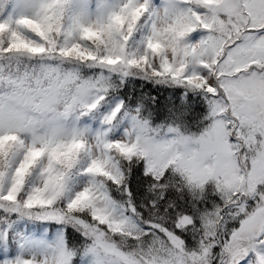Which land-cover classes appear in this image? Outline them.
I'll return each mask as SVG.
<instances>
[{
	"label": "snow or ice",
	"instance_id": "6c2138e0",
	"mask_svg": "<svg viewBox=\"0 0 264 264\" xmlns=\"http://www.w3.org/2000/svg\"><path fill=\"white\" fill-rule=\"evenodd\" d=\"M0 264H264V0H0Z\"/></svg>",
	"mask_w": 264,
	"mask_h": 264
},
{
	"label": "trees",
	"instance_id": "16d2710c",
	"mask_svg": "<svg viewBox=\"0 0 264 264\" xmlns=\"http://www.w3.org/2000/svg\"><path fill=\"white\" fill-rule=\"evenodd\" d=\"M164 95H166V93Z\"/></svg>",
	"mask_w": 264,
	"mask_h": 264
}]
</instances>
